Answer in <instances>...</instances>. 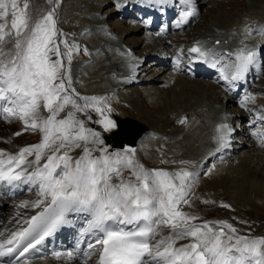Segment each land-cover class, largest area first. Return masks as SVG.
Returning a JSON list of instances; mask_svg holds the SVG:
<instances>
[{
  "label": "snow or ice",
  "instance_id": "obj_1",
  "mask_svg": "<svg viewBox=\"0 0 264 264\" xmlns=\"http://www.w3.org/2000/svg\"><path fill=\"white\" fill-rule=\"evenodd\" d=\"M61 3L0 0V119L19 121L22 131L40 134L35 144L0 148V187L35 191L36 198L21 206L39 209L17 219L19 227L0 240V258L29 264L27 254L38 252L46 237L69 222V214H83L87 227L82 235L92 238L84 264L93 253L94 264H264V235L190 211L200 199L193 191L200 173L188 167L194 162L180 161L172 170L148 168L135 148L114 150L106 144L103 132L116 127L105 114L112 109L106 97L82 95L75 87L73 53L81 49L58 27ZM146 3L169 5L173 0ZM179 3L184 8L178 27L197 15L194 0ZM253 31L264 33V26H246L241 46L233 51L218 53L197 42L189 52L218 68L232 86L264 56V44L244 42ZM250 98L246 95L245 101ZM92 112L100 118L93 120ZM90 122L101 130L89 127ZM217 130L218 147L209 157L228 146L232 129L221 124ZM253 135L264 140V131ZM54 255L71 260L75 254Z\"/></svg>",
  "mask_w": 264,
  "mask_h": 264
},
{
  "label": "bare ground",
  "instance_id": "obj_2",
  "mask_svg": "<svg viewBox=\"0 0 264 264\" xmlns=\"http://www.w3.org/2000/svg\"><path fill=\"white\" fill-rule=\"evenodd\" d=\"M109 1L106 5H103L102 3L100 4L101 5L100 6L98 4V0H66L64 1V3H67V6H70L71 8L70 7L67 8V6H65L63 7V12H61L62 13L61 21L65 22L63 23V25H66L67 27L68 23L71 24V27H67V28L64 27L65 30L68 29L67 31H69V33L66 31V33L69 35L73 33L74 35V37H72L73 41H75V43L78 45H82V47L84 48L86 47V49L88 50V53L92 57V58L90 57L91 59L89 58L87 62L76 63L78 65H75L72 70V76H73L74 82L84 81V83H80L81 88H78L77 90L82 95L106 97L107 102H108V98H110V95L116 93V91L113 92L112 89L117 90V93L119 94L118 96H121L120 91L118 90L122 89L123 87L131 88V86L129 85L135 84V82H137L136 80L133 81V78L126 79L125 72L119 71L121 65L131 63L132 59L127 58L126 60L125 58V60H123L122 58L120 60L117 55V52H115L114 50L115 48L111 49L110 46L107 43H105V39L103 38V36L100 35V32H97L95 29V26L96 25L100 26L103 20V19L102 20L96 19L95 17H93L95 16V14L103 13V11L106 10L107 7L109 8V6L111 5H112L111 7H115L117 6L118 3L123 4L129 0H117L115 2L111 0ZM129 2L131 3V5L133 6L135 5L133 1H129ZM200 4H203V3L201 2ZM263 6H264V0H258L251 6V9L253 10L254 8L261 9L263 8ZM112 10H115V11H111L109 17L104 18V20L105 22L107 21V23L109 24L108 25L109 28L114 27L115 31L119 32L121 28L118 26V22L112 23L114 25L113 26L110 23V21H112L111 17L118 18V16H120V12L117 9H112ZM121 23L122 25L125 24L126 27H128V30L130 31L129 33L137 34L135 35L136 37H138V33H141L140 36L149 35L148 31L138 21L123 20V22ZM235 25H237L236 18H233L231 20L224 19L222 21L221 19L217 20L213 18L210 21V25H208V27H206L205 29L203 28L204 31L197 34L196 37L193 39V41L189 43V48L197 44V42H200L201 44L203 41H209L208 46L210 47L213 44H215L217 41H220L221 45L215 46L216 52L221 53L223 51L222 53H225L226 51H229V50L233 51L237 49L239 46H241L240 41L244 38L245 27H246L245 26V27L236 28ZM255 25L256 23H254L253 26H248V27L254 28ZM91 29L93 30V33L89 34V31ZM199 29H202V28H199ZM230 33H232V35ZM234 33H238L240 35L234 36ZM244 42L246 44L250 43L247 40H245ZM138 44H139L138 45L139 47L137 50L134 48H131L130 45L126 44L127 53L130 49L134 50L136 53L143 52V49H146V51H150L148 52L149 54L148 58L151 59L149 62L151 66L145 69L144 71H142L141 73H144L142 82L148 83V81L152 80V82L148 83V86L149 85L153 86V83H157L158 80L160 79V78L158 79V77L163 75L168 69H170L169 62L171 59V57L169 56V52H165L164 54H161L160 57H157L155 55L164 49H167V50L171 49V45H172L171 41L164 40L163 46L157 47V46H154V44H149L145 36L143 38L141 37V41H139ZM142 46H144V48ZM152 50H154V52H152ZM101 51L103 52L101 53ZM80 54L82 55V53ZM92 62H97L96 66L94 63V65L90 67H86L88 64ZM134 62L136 61L134 60ZM144 65H146V63H144ZM134 66H133L134 70L136 68L142 67V66H138L137 63H134ZM163 66H168V68L166 69ZM87 68H88V74H84L83 70ZM89 69L94 70L95 72L90 73ZM151 71H154L155 77H156L155 79L154 78L152 79L151 77H147L149 76ZM109 73L113 75H116V73H118L120 79L114 82V84L110 85L108 82ZM177 76L174 75L173 73H170L169 76H166L165 78H166L167 85L165 86L163 90L161 88L159 89L158 88H154V89L145 88L146 90H143L142 94L140 93V95H142V97H139L141 103H144V100L146 101L148 99L149 100L151 99V110L146 109L143 111V110H139V106L137 107L138 110L142 112V115L141 116L139 115L140 120L144 123L146 122L150 126L151 130L139 142L138 148L136 149V154L140 162L144 163V165L148 168H150L153 165L157 168L167 169V167H172V164H174L172 163L173 161L176 162L179 159H181V161L182 160H195L197 161V166H198L199 163L203 160V158H205L208 155L206 150L203 148V144H205L208 141L210 134L214 132V130L211 131V129L215 128V125H213L214 119L219 115V113L223 111L224 105H226L227 108L233 106L232 104L234 100L231 97L225 98L224 93L218 90L216 86L211 85L207 82H204L203 80H200V79H196V81H193V80L187 81L185 79L184 82L180 84V80L178 79ZM165 78L162 79L161 81L164 82ZM194 84H196V86H199L201 88V91H198ZM177 85H181L183 89H186V91H190L191 93L188 92L187 96L183 98H179L176 101H173L174 99L172 100L171 98H169L170 92L167 94V90L169 88H172V90L174 91V88L178 87ZM77 87H78V84H77ZM109 87L112 89H108ZM209 87L211 89H208ZM209 90H212V91L207 94V91ZM134 92H135L134 90H130L126 92L124 94L125 95L124 100L126 102H128L132 98H133L132 100H134L135 94H136V93L134 94ZM113 105H116V104L112 103V106ZM137 108L135 106V110ZM115 109H113V111ZM120 111L121 110L119 109V112ZM181 119L189 120L188 129L187 128L180 129L174 126V122L181 120ZM161 126L163 127L160 128ZM133 128L137 129L138 127L135 125H132V129ZM14 130L15 129L13 127L0 128V148L13 151L15 150V147L20 146L12 140L11 133ZM157 132L162 134L163 137H165L170 143H168L165 140L164 141L161 140L162 144L161 146H159L158 145V142L160 141L159 139H154L152 137H149V134L157 133ZM121 134H122V137H125L123 135L124 133H122L121 131V133L115 137L116 140L120 141L121 139H124L121 137ZM9 139L11 140V143H8ZM173 141L174 143L172 144ZM247 141H244L242 144H237L235 147L241 149L243 148V146H250L252 142L249 143ZM208 142L209 144H212L213 140L208 141ZM171 144L172 146L176 147V152L180 153L181 157L176 158V154L174 152L172 153L167 150V149H170ZM260 153L264 156V153L260 152L259 150H257V154L254 153V155L256 154L259 156ZM154 155H158L160 158L163 156L164 160L163 159H160V160L165 161V163H161L160 161L151 162L150 156H154ZM244 157H246V154H244ZM258 161L256 160L253 163V165H255L253 166V168L251 166L252 164L251 163L250 168H252L251 169V172H252L255 167H259L258 169L259 173H257L255 176H250V175L248 176L249 178L254 179L253 181L255 182H257V179H256L257 176H260L259 174H261V172L264 171L263 169L264 162L263 161L258 162ZM241 163H243V161H241ZM259 163L262 166H258ZM246 169L247 167H245L244 170ZM235 170L237 172L241 171L239 168H235ZM226 174H227V177L230 176L228 173ZM212 175L215 176V173L213 172ZM213 178L215 177L209 176L208 178L209 182L211 179L213 180ZM233 184H236V183L233 181H227L224 186L218 189H213V191H216V193L218 194L226 193L227 196L230 197L231 199L229 201L237 200L241 196L240 201H248L249 203L256 205L258 201H260V199L263 200V196H261L260 193L259 194L258 193L257 194L256 193L254 194L244 193L246 194V196L244 197L242 196V193H243L242 191H239L240 195L239 194L237 195L236 192L234 193V191L233 192L228 191L229 188L227 186L228 185L230 186ZM208 186L209 185L207 184V182L206 184H203V187L205 188ZM246 187H247L246 189H248L247 185ZM35 198H36V192L33 191L32 193L28 194V196L24 197L18 203V206L16 205L17 207H15V209L12 208L13 205H11L12 207L9 205L10 202L8 203L5 200H0V210L6 207L8 208L10 207L12 209V213H11L12 215L7 220V225L8 226L12 225L13 227H15L14 230L5 232L2 236L3 239L7 238L12 231H15L19 227V225L16 223L17 219L28 218L36 214V212L39 209H33V208L28 209V207L21 206L22 201H30V200H34ZM239 208H240L239 210L241 211L243 207L240 206ZM1 218L2 217L0 216V219ZM218 219L228 220L229 222L234 223V219L232 216H226L222 214ZM68 221H69L68 224H70L68 233L65 235L64 239L59 238L60 240L57 244V247L54 249L51 247V245H47V246L41 247L40 250L45 251L47 250L46 248H49L48 251L55 250V252H63V253L71 251L75 254L74 258H72L71 260H68L63 256L60 259L42 258V257L39 258L38 252H33L34 255L37 256V258L32 261L28 260L29 264H84L85 253L89 252L87 245L92 239L89 234L82 235L83 229L87 227L86 217L83 214H69ZM0 260H3L5 264H7L8 257L0 258Z\"/></svg>",
  "mask_w": 264,
  "mask_h": 264
},
{
  "label": "rangeland",
  "instance_id": "obj_3",
  "mask_svg": "<svg viewBox=\"0 0 264 264\" xmlns=\"http://www.w3.org/2000/svg\"><path fill=\"white\" fill-rule=\"evenodd\" d=\"M66 1V0H65ZM100 2H99V5L101 4V3H108V0H99ZM258 0H222V1H219V2H216V1H212V2H210V3H208V4H206L205 6H203L202 7V13H201V18H200V20H199V22H198V24L197 25H195V26H193L192 27V29H190V30H188L185 34H182V35H180L178 38H177V41L179 42V43H181V41L182 40H189V39H191V37L194 35V34H197L198 33V31L200 32L201 30H203V28H205L208 24H210V21L214 18V19H226V18H233V17H235V16H241L240 17V19H243L245 16H250V15H252L253 13H256V12H258V13H263L264 12V10H260V9H257V10H250V12H248L247 13V11L249 10V8H250V6H251V4L252 3H254V2H257ZM110 2V1H109ZM113 4V3H112ZM111 5V4H110ZM62 6H63V2L61 3V5H60V8H59V20L61 19V16H62V14H61V12H63V9H62ZM101 6V5H100ZM99 6V7H100ZM112 6V5H111ZM111 6H109V8L107 7V9L106 10H104L103 11V14H99L98 16L100 17V15L103 17L105 14V16H107V13H111V11H115V10H112V7ZM68 7H70V6H67V8ZM71 8V7H70ZM104 9V8H103ZM101 10V9H100ZM117 11V10H116ZM243 14V15H242ZM216 15V16H215ZM96 16V15H95ZM113 16V15H112ZM215 16V17H214ZM224 16V17H223ZM98 19H100V18H98ZM111 19H112V23H119L120 21H119V19L117 18V17H111ZM115 19H116V21H115ZM114 20V21H113ZM99 21V20H98ZM63 23H65V22H60L59 21V24H58V27L60 28V29H62L63 31H64V33H66V31L68 30H66L65 31V28H67V27H71V24H69L68 23V25H67V27H66V25H63ZM120 26V25H119ZM122 26V31L121 32H119V34H117L118 36V38H120V37H130L129 39H130V41H134V43H138L139 42V38L140 37H136L135 35H137V34H135V33H133V34H131V33H129L130 35H128V32H129V30H128V28H126L125 27V25H121ZM65 27V28H64ZM199 28H202V29H199ZM68 33H69V31H67ZM136 32V31H135ZM71 35V36H70ZM69 36L71 37H69V39L71 40V41H73V38L72 37H74V35H73V33H71ZM138 35L140 36L141 35V33H138ZM128 39V40H129ZM110 43H111V41L113 42H116L115 40H114V37H111V38H108L107 39ZM133 43V44H134ZM112 44V43H111ZM113 45V44H112ZM82 46V45H81ZM80 46V51L79 52H74L73 53V60H72V67H73V65H75V63H77V61H80V60H82V61H87L90 57H91V55L88 53V50H87V52H85V51H83V49H86V47L84 48V47H81ZM113 47H114V45H113ZM143 47V46H142ZM80 53H82V55L80 54ZM89 55H88V54ZM87 54V55H86ZM80 56H82V58H80ZM143 56H145V55H143ZM92 58V57H91ZM96 63V62H95ZM76 65H78V64H76ZM89 67H90V65H88ZM74 68V67H73ZM152 68V67H151ZM89 71H90V73H94L95 71L94 70H90L89 69ZM83 72H84V74H88V68L87 69H84L83 70ZM185 74H183L182 73V76L183 77H186V79H188L187 77L188 76H184ZM177 76V75H176ZM147 77H151L152 79L154 78H156L155 77V73H154V71H151L150 72V74H149V76H147ZM178 77V79L180 80V84L181 83H183L184 82V80H182L183 78L181 77V76H177ZM160 78V79H159ZM165 78V76H164V74L163 75H161V76H159L158 77V79L160 80H158V82L157 83H153V86H142L141 88H137V87H134V88H131V89H133L135 92H134V94H135V99L134 100H132L131 99V101L133 102V104H132V102H130V104L129 105H127V106H125V108H124V110H122V109H120L119 108V106H117L118 105V103H117V105H113L112 106V103L109 105L110 107H111V109H112V111L111 112H107V110L105 111V114L106 115H108L109 116V118H110V114H112V113H117V114H119V115H121V116H123V117H125V116H128V115H130L131 117H133V118H136V119H138V120H140V116H139V114L137 113L138 112V106H139V110H151V99L149 100H144V103H141V101H140V98L139 97H142V95H140V92L142 93V91L141 90H146V89H154V88H158L159 89V87L163 90L164 88H163V85H165L164 83H162V79H164ZM146 79V78H145ZM193 81H196V80H193ZM149 82H152V80L151 81H148V83ZM154 82V81H153ZM195 86H196V84H194ZM201 85V84H200ZM262 85H263V87H264V80L262 81ZM76 86H77V84H76ZM78 87H79V85H78ZM146 88V89H145ZM178 88V87H177ZM196 88H197V90L198 91H200V88L198 87V86H196ZM141 89V90H140ZM208 89H211L210 87L208 88ZM178 90H179V88H178ZM183 90V88L182 87H180V90L178 91V92H176L177 90H175L174 89V91L172 90V88H169L168 90H167V94L169 93V98H171L173 101H176L177 99H179V98H183V97H185V96H187V92H190V91H182ZM138 92V93H137ZM187 93V94H186ZM191 93V92H190ZM139 94V95H138ZM168 98V99H169ZM148 102H150V103H148ZM114 104H116V103H114ZM141 105V106H140ZM116 106V107H115ZM135 106H136V110H135ZM118 107V108H117ZM118 109V110H116V109ZM113 109H115L114 111H113ZM119 109L121 110L120 112H119ZM126 109V110H125ZM135 110V111H134ZM125 111V112H124ZM128 113V114H127ZM136 113V114H135ZM92 114V117H93V120H96V119H99L100 118V116H99V114H97V113H95V112H92L91 113ZM125 115V116H124ZM111 119V118H110ZM176 126V128H177V126H178V128H181L180 126L182 125V124H180V123H176L175 124ZM9 126H11V127H14V128H18L19 130H20V132H21V135H19L18 137H16V139H15V142L16 143H18L19 145H26V144H29V143H32V142H38L39 141V139H40V134L39 133H37V132H29V131H22V124H21V122H19V121H15V120H13V121H7V120H3V119H0V128H6V127H9ZM89 127H92V128H95L96 130H98V127H101L100 125H98V124H93V123H89V125H88ZM244 154H246V157H244ZM260 155V154H259ZM252 155L249 153H246V152H243L242 153V155H240V160H238V162L236 161V162H234V163H236V167H235V164L234 163H228V164H226V165H224V169H225V171H227L228 169H234L233 170V174L235 175H230V176H228L227 177V174L225 175V176H223V177H219V178H213V180L211 179L210 180V182H209V180H206L204 183H206L207 182V184L209 185L208 187H203V189L204 190H209V189H211V190H213V189H218V188H221L222 186H224L225 184H226V182L227 181H233V182H235L236 184H233V185H228L227 187L229 188L228 189V191H230V192H233L234 191V193L236 192V194L238 195L239 194V191H242L243 193H242V196H246V194H244V193H260V195L261 196H263V200L262 199H260V201H258V203L256 204V205H254V204H251V203H249L248 201H240V199H241V196H240V198L239 199H237V200H232V201H229V200H231L230 198H225V197H223V198H221V202L218 204V206H220L219 208V210H217V209H215L214 208V206H212V207H210L209 208V210H210V212H209V214L208 213H204V210L202 209V207L201 206H198L196 209H194L193 210V212H195V213H198L202 218H204L205 219V216L206 215H209V216H211V217H215V218H217V216H219L221 213H227V212H229V211H235L236 212V214H235V218H236V222L238 223V225L242 228V229H244V230H250L254 235H263V233H264V223H263V220H264V171L263 172H261V174H259L260 176H257V182H255V181H253L254 179H252V178H249L248 176L250 175V176H255L257 173H259L258 172V169H259V167H255L254 168V170L251 172V169L253 168V166H255V165H253V163L257 160L258 161V159H255V158H252L251 157ZM250 158V159H249ZM259 158V157H258ZM261 158H262V161L264 162V156L263 155H261ZM243 159V160H242ZM247 159V160H246ZM253 161V162H251V161ZM241 161H243V163H241ZM240 162V163H239ZM259 162V161H258ZM238 163V164H237ZM252 163V164H251ZM250 164H251V166H252V168H250L251 166H250ZM249 165V166H248ZM258 166H262L260 163L258 164ZM245 167H247V169L246 170H244L245 169ZM235 168H239L241 171L240 172H237L236 170H235ZM249 168V169H248ZM263 169H264V166H263ZM238 174V176H237V174ZM206 175H204V177H205ZM204 177H203V179H204ZM220 180V181H216V180ZM203 183V184H204ZM229 183V182H228ZM246 185L248 186V189H246L247 187H246ZM251 186V187H250ZM245 187V188H244ZM256 187V188H255ZM258 188V189H257ZM244 189V190H243ZM250 189V190H249ZM252 189V190H251ZM197 190V192H198V194H200L201 193V191H200V189L199 188H197L196 189ZM250 191V192H249ZM256 191V192H255ZM32 192V191H31ZM29 190H28V188L25 186V187H22V188H19V189H17V190H14V191H12V190H7V191H3V196H2V198L4 197V198H7L8 199V201L10 202L9 203V205L11 206V205H13V209H15V207H17L18 206V202L21 200V199H23L25 196H27L28 194H30L31 193ZM241 193V192H240ZM4 195H6V196H4ZM240 195V194H239ZM203 198H206L205 200H209V199H216V198H214V197H212V196H204ZM213 201V200H212ZM238 201V202H237ZM232 202H234V203H232ZM208 204V203H207ZM206 203H205V205H207ZM212 204V203H211ZM210 204V205H211ZM222 204H228V205H230V207L229 208H225V207H223V206H221ZM234 204V205H233ZM236 204V205H235ZM17 205V206H16ZM242 206L243 208H242V210L240 211L239 209V207L240 206ZM217 206V207H218ZM235 206V207H234ZM6 208H8V207H6ZM10 208V207H9ZM7 209V211L6 212H4V210L3 211H1L2 212V214L4 215V217H5V219H9V217H11V213H12V209L10 208V209ZM212 210V211H211ZM200 211H203V213H200ZM256 216H257V219H256ZM238 217V218H237ZM241 221H247L248 223L247 224H243V223H241ZM241 224V225H240ZM2 228V227H1ZM262 231H263V233H262ZM89 262H90V260H89Z\"/></svg>",
  "mask_w": 264,
  "mask_h": 264
},
{
  "label": "water",
  "instance_id": "obj_4",
  "mask_svg": "<svg viewBox=\"0 0 264 264\" xmlns=\"http://www.w3.org/2000/svg\"><path fill=\"white\" fill-rule=\"evenodd\" d=\"M116 120L118 121L119 130L114 132L111 136L107 137L108 143H112L114 147L123 146L125 143L132 145L134 142L137 141V139L145 131V127L143 125L137 123L135 120H133L131 118L121 119V118L117 117ZM132 125H135L138 128L132 129ZM121 131H122V133H124L123 135L125 137H122V134H121V137L124 139H121L120 141H118V140H116L115 137L117 135H119L121 133Z\"/></svg>",
  "mask_w": 264,
  "mask_h": 264
}]
</instances>
